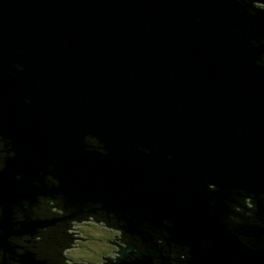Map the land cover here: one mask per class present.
Listing matches in <instances>:
<instances>
[{
    "label": "water",
    "instance_id": "1",
    "mask_svg": "<svg viewBox=\"0 0 264 264\" xmlns=\"http://www.w3.org/2000/svg\"><path fill=\"white\" fill-rule=\"evenodd\" d=\"M261 39L264 12L237 0H0V134L16 151L0 173V247L15 256L9 236L54 223H9L51 165L54 191L73 203L154 227L168 219L190 264H264V250L236 238L259 242L264 229L223 223L234 189L264 193V46L251 44ZM88 134L107 156L83 150ZM19 261L45 264L30 252Z\"/></svg>",
    "mask_w": 264,
    "mask_h": 264
},
{
    "label": "clouds",
    "instance_id": "2",
    "mask_svg": "<svg viewBox=\"0 0 264 264\" xmlns=\"http://www.w3.org/2000/svg\"><path fill=\"white\" fill-rule=\"evenodd\" d=\"M237 3L246 7L249 16L264 12V0H237ZM251 44L259 48L264 46V39L259 43L252 40ZM255 64L264 68V54ZM13 67L18 72L23 71L19 64ZM24 103L30 104L31 101L26 99ZM82 144L85 152L108 155L102 141L91 134L83 137ZM138 151L146 156L150 154L143 147ZM15 157L12 139L0 134V173L5 172L7 162ZM38 177L32 182V187L42 190L35 196V203L21 200L18 205H13L9 223L13 225V232L19 231L20 225L26 221L54 223L37 228L34 235L9 236L7 243L14 249L15 256L0 247V264H20L19 257L25 252L33 253L36 261H44L45 264H190L191 249L171 239L168 229L172 224L168 219L161 221L162 227H154L147 220L140 221L105 208L101 201L73 203L63 192L54 191L60 188V179L51 165L48 166V174L40 172ZM15 179L20 181L21 176L17 174ZM207 189L209 192L219 191L213 183H209ZM258 200L264 202V193L257 198L255 193L246 192L243 188L234 189L224 201L226 231L235 233L244 225L264 229V222L257 218ZM209 206L215 207L216 201H210ZM4 213V207L0 206V220H3ZM130 221L136 227L135 232L128 231ZM2 236L3 231H0ZM236 238L248 249L264 250V235L259 242L239 233H236Z\"/></svg>",
    "mask_w": 264,
    "mask_h": 264
}]
</instances>
